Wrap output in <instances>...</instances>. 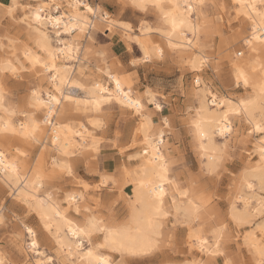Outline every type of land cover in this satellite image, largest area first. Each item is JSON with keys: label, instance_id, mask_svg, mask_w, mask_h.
I'll list each match as a JSON object with an SVG mask.
<instances>
[{"label": "snow or ice", "instance_id": "1", "mask_svg": "<svg viewBox=\"0 0 264 264\" xmlns=\"http://www.w3.org/2000/svg\"><path fill=\"white\" fill-rule=\"evenodd\" d=\"M53 8L62 9L67 18L60 12L54 15L46 12V9L51 11ZM229 8L235 12L247 49L238 51L235 56H226L222 50L219 59L206 57L196 50L199 33L208 27L206 23L201 25L199 17L209 9ZM21 10L27 15L18 19ZM4 16L21 25L27 23L29 36L33 32L39 35L35 44L27 41L24 59L34 67L40 65L44 70L41 75L56 86L55 91L49 88L47 98L42 89L37 90L33 86L30 106L43 115L33 113L28 122L21 125L25 139L43 143L41 135H47L54 124L59 125V130L51 138L55 158L50 168L37 173L32 197L36 204L29 201L30 207H35L40 214L41 238L32 239L31 247L26 249L34 256L26 261L21 258L14 264H138L127 257L151 253L154 237L163 235L161 230L169 223L173 228L183 229L178 242L187 231L189 247L208 257L189 259L186 264H221V260L216 259L218 257L222 258V264H248L246 260L239 259L235 247H228L233 238L230 225L207 213V207L217 198V181L224 178L231 180L230 196L242 200L247 209V219L233 214L231 221L249 223L257 215L260 217L259 226L253 224V230L245 235L244 244L258 257L256 264H264V0H214L213 3L209 0H70L67 7L62 0H39L35 5L31 0H11ZM48 26H51V35L45 31ZM0 36V55H18L14 49L19 47V41L2 33ZM81 39L91 43L87 47H77ZM61 41L63 48L56 46ZM114 44L126 47L128 53L120 58L122 63L119 67H116V58L112 55L111 46ZM73 52L82 54L85 61L90 56L102 59L101 67L107 69L104 75L109 79L115 69L127 73L124 79L131 81L134 76L131 68L127 67L129 62L135 66L168 57L196 74L193 82L196 96L189 101L193 107L188 108L187 115L181 108L180 118L186 122L201 157V171L189 172L178 158L169 161L157 150L147 161L151 168L144 166L149 178L140 182L139 195L140 202L146 204V211L138 220L140 226L136 231L139 235L132 239L126 236V226L115 227L112 223L115 204L112 196L105 194L109 188L120 185L129 168L117 167V171L110 174L107 170L110 165L104 161L115 153H102L101 148H119L121 156L127 155L129 160L133 157L119 141L110 139L102 144L98 138L100 133L85 129V135L63 123L76 118L71 115L73 111L99 113L102 94L107 92L92 78L75 83L73 86L83 88L90 93V98L76 100L73 107L71 94L62 87L72 77L67 72L61 74V65L74 58ZM206 66L212 71L213 80L219 75L227 85L228 91L223 95L200 88ZM5 70L16 71L11 64ZM257 79L260 81L259 102L254 101L249 92ZM89 83L94 87H86ZM115 83L119 90L121 80L117 78ZM241 85L242 93L239 92ZM233 90L239 93L235 97L229 94ZM190 94L186 89L184 95ZM98 95L101 99L95 98ZM157 95L156 91L147 89L132 99L129 91L122 100L141 118L137 133L143 136L146 145L150 143L153 125L151 114H145L144 101L149 106L155 104L159 109L161 104L156 99ZM89 123L93 129H103L105 121L101 117L93 118ZM163 124H169V120ZM17 148L19 150V145ZM25 154L20 153L22 156ZM4 155L5 152L0 150V157ZM147 156L145 151L140 158L146 159ZM252 162H255V167ZM8 167L16 170L15 166ZM232 203L237 207L235 200ZM26 231L30 236L37 235L33 227ZM235 238L238 245L239 236ZM168 239L171 241V237ZM41 247L50 251L41 252ZM115 252L121 255L119 261L111 255ZM0 264L13 262L0 256Z\"/></svg>", "mask_w": 264, "mask_h": 264}, {"label": "rangeland", "instance_id": "2", "mask_svg": "<svg viewBox=\"0 0 264 264\" xmlns=\"http://www.w3.org/2000/svg\"><path fill=\"white\" fill-rule=\"evenodd\" d=\"M10 2L11 0H0V33L15 38L17 41H19L18 49H15V51L19 53L15 56V60L17 59L15 64L20 70H18V73L16 74H11L10 70L0 69V86L3 90V103L6 105V107L12 109V115L14 112V118L12 117L11 113L10 115L13 122L16 123L17 120L25 118L31 109V106L28 103V94L33 86L39 87L40 90L42 89L44 92L45 89H49L50 84L46 82V78L41 81V73H35V70L30 66L29 62L24 59V56L21 52L22 46L26 47L28 44L27 41L31 40H29V32L27 31L25 23L21 25L17 23V21L4 16V11L7 9V6L10 5ZM31 2L33 5H35L39 2V0H31ZM213 2L214 0H209V3ZM64 3L65 2H63V4ZM25 14L27 13L21 10L18 19H22ZM201 16L199 17L200 21L203 24H208L205 32H203V34L200 32L198 37V42L200 41L198 45L201 47L203 54H206V56L209 58L216 57L219 59L222 50L226 56H235L238 51H246L241 38L243 34L240 33V25L235 19L234 10L231 8L228 10L209 9L206 11V14ZM230 16L232 17L231 20L229 19ZM217 17H221V19L217 20ZM205 18L207 21H205ZM236 23L238 25H236ZM234 24L236 25L235 28L232 27ZM21 37L24 39H21ZM0 39H2V36H0ZM79 42L80 46L82 45L84 47H87L91 43V41L84 39H81ZM97 46L99 47V44ZM111 49L113 57L116 58V67H119L122 63L120 58L128 55L126 47H122L119 44H114L111 46ZM137 50L139 51V49ZM80 55L82 57L80 64L86 76L89 75L99 78L103 82L104 80H107V76H105L103 72L105 68L101 67L103 63L101 62L103 61L102 59H98L95 56H90L87 62L85 61L84 56L82 54ZM18 61H20V63ZM109 63H112V61H109ZM20 66L21 68L23 67L22 69L25 68V70L22 71V69L19 68ZM127 67L131 68L134 79L131 81L125 80V82L128 85L131 84L135 92L142 95L144 90L152 89L158 93L156 99L162 106L161 110L157 111L154 108V105L149 106L145 100V113L151 114L153 126L155 125L154 127H164V130L166 131V148L168 152V160L173 161L174 159L178 158L179 163L184 165L189 172L194 171L199 173L202 167L201 157L197 154L196 146L193 143V137L188 131L186 122L180 118L181 108L183 109L184 114L187 115L188 108L193 107V104L189 101L196 96L195 91H193V82L195 81L194 79H196V74H194L190 68L182 67L178 62L173 61L171 57L156 61H148L135 66H132L129 62ZM112 73L120 78H124L127 75V73L122 71L117 72L115 69L112 71ZM85 75H83V77H86ZM212 75V71L206 66L204 69V74L201 76L202 82L207 84L209 89L214 93H220L223 95L224 92L228 91L227 85L223 83L219 75L216 76L215 80L212 79ZM186 89L191 93L190 96L184 95ZM243 91L244 89L241 85L239 92L242 93ZM77 93L81 94V91H78ZM229 94L235 97L239 93L233 90ZM197 105L198 103H196V106ZM102 108L99 113H85L84 111H80L75 112L76 114L73 116V112L71 115L76 118L70 121L65 120V122L71 123L73 126L84 124L90 130V132L93 130L97 133H100L99 137L101 138L99 139L102 141V144L108 143L110 139L123 143L124 150L129 153V155L134 156L132 160H129L127 155L121 156V150L119 148L111 149L102 147L101 152L115 153L114 155L106 157L104 161L105 164L110 165V168L107 169L110 174L112 172H116L117 167L120 169L128 167L130 173L131 170L136 168V162L138 161L137 151H139V143L141 141L140 137L135 135L134 130H136L140 117L131 110H128L127 113H122L119 108L115 106L111 107L109 105L106 107L104 105ZM1 113L2 112L0 111V115H2ZM96 113L98 115H96ZM101 117L105 121L104 128L93 129L89 121L93 118ZM164 118L169 120L168 126L163 124L162 121H164ZM109 132L111 133L110 136L108 135ZM12 141L13 140L9 141L10 146L17 147L16 145H19V148H23L22 150L26 152L25 155H20V157H25L23 159L34 160V162H36L37 158H41L45 163V167H51L55 153L52 151V148L48 143V139H45L43 143L39 144H34L32 142V146H30V148L28 145V147L24 146L26 144L22 145L23 143L19 141H15L16 143H13ZM25 147L27 149H24ZM32 147H34V149ZM129 173L124 174L123 180L119 186H116L114 189L109 188L105 193L106 195L112 196V202L115 204V208L112 211V216L114 217L113 220L118 222H124L126 220L127 201L129 199L128 193H130L129 191L131 188V183H128L130 178L128 175ZM0 181V184L2 183V186L0 185V221H2L0 222V253L2 251L0 256L6 257L14 264L15 261L21 258L26 261L32 257L31 252H27L26 249L21 251L19 248V244L23 245L24 238H26L23 226H34L33 228L37 232L36 236L38 240L41 238L40 233H42L43 228L33 208L30 207L29 204L25 202L23 203V201L20 199L18 200L14 192L8 186H6V184H3V181L1 180V172ZM230 184L231 180L227 178L217 181V198L213 199L211 204L207 207V213L208 215L216 216L225 220V222L230 225V229L233 232V238L228 244L229 249L235 247L236 253L239 254V259L241 261L246 260L248 264H254V254L245 246L244 237L245 231H251L253 229V224L256 225L260 217H256L254 221L251 222V224L249 223L250 226L249 224H243V226L237 225L231 221L229 213L232 201L235 200L237 207L240 208L242 207V200L236 199L234 195L230 196V193H232ZM161 231L163 232V235H159L157 238V248L150 256L151 260H147V256L145 261L138 262V264H165L166 262L182 264L187 262L189 259H192L190 255L191 253L187 248V231H184L183 239L179 242L178 235L181 231H183L181 227L173 228V224L169 223ZM237 235L239 236L238 245L235 238ZM168 237H171V241H169ZM42 248L44 249L45 253L50 251L44 247ZM183 249H186L187 251ZM196 254L200 255V257L203 259L208 258L206 254H201L198 251H196ZM115 255V259L119 261L121 259L120 256L118 254ZM216 259H220L222 264V258L218 257Z\"/></svg>", "mask_w": 264, "mask_h": 264}, {"label": "bare ground", "instance_id": "3", "mask_svg": "<svg viewBox=\"0 0 264 264\" xmlns=\"http://www.w3.org/2000/svg\"><path fill=\"white\" fill-rule=\"evenodd\" d=\"M49 2H51V0H49ZM62 2H65L64 5H65V7H67V5L70 2V0H62ZM46 12H48L49 15H54L55 13L60 12L61 15H63L65 17V19L67 18V13H65L62 9L53 8V9H51V11H48L46 9ZM25 15H27V14H25ZM192 19H193V21H195L196 20V17L193 16ZM201 19H202V16H201ZM205 21H207L206 18H205ZM29 22H31V21H29ZM202 24L203 23L201 22V25ZM236 25H238V24L236 23ZM25 26L27 28V31L29 32L28 24L25 23ZM45 31L48 32L51 35V32H52L51 26H48L47 28H45ZM203 32H205V30L201 31L202 34H203ZM210 33H211V31H210ZM210 33H208V34H210ZM62 35H63V33H62ZM28 37H29V40H31L32 44H35V41L40 38L39 35L37 33H35V32H33L31 36L28 35ZM198 37H199V35H198ZM69 42L71 43V41H69ZM193 42L194 43H197V41H195V40ZM27 46H28V44H27ZM56 46H58L60 48H63L64 47V43L61 41ZM76 46L79 47L80 46V42ZM244 46H245V49H247V46L245 44H244ZM24 48H25V46H22V51L21 52H22L23 56H24ZM196 50L202 53L201 47L199 45H198V47H197ZM14 51H15V49H14ZM203 55L206 56V54H203ZM15 56L16 55H10V56H6L5 57V56L0 55V69L1 70L7 69L8 68V65L11 64V66L14 67L16 69V71H17V72L16 71L15 72H12L10 70L11 74L18 73V70H20V69H18L17 66H16V64H15V62L17 60V59L15 60V58H16ZM73 57L74 58L72 60L66 61V62H64L61 65V70H62L61 71V74H63L64 72H67L68 75L72 77L71 81L68 84L63 85L62 87L64 88V90H65L66 93L71 94V96L73 98V107H75V103L74 102L76 100L83 101L85 99H89L90 98V93L85 92L83 88H76L73 85L75 83H81L82 81H87L89 78H92V79H94V81H95L96 84H99L101 87L107 89V92L104 93V94H102V102H101V105H100L101 108L104 105L106 107L110 105L111 107L112 106H115V107L119 108V110L122 113H127L128 110H131L132 112H134L137 115V112H136V110L134 108H129V107L125 106L124 103H122V100L125 99L124 94L127 93V92H129V91L131 92L132 99H136L138 96H140V94H138L137 92L134 91V89H133L132 86H131V88H129V85L125 82V79L124 78L117 77L116 75H114L113 73H111L112 78L109 79V77L107 75H105V76H107V80L106 81L104 80V82H103L99 78L92 77V76H89V75L86 76L85 73H84V71H83V68H82V66L80 64V60L82 59L81 55L78 54V53H76V52H73ZM18 62L20 63V61H18ZM18 62H17V64H18ZM27 62H29V61H27ZM72 62H74V63H72ZM77 62H79V63H77ZM87 62H88V60H87ZM101 62H103V61H101ZM29 64L35 70V73H38V72L42 73L44 71L42 68H40V65H36L34 67L32 65V63L29 62ZM23 67H24V65H23ZM19 68H21V66ZM23 70H25V68L22 69V71ZM106 71H107V69L105 68L103 72H106ZM83 75H85L86 77H83ZM45 78H46V82L48 84H50L49 88H51L53 91H55V87L56 86L51 84L49 78H47L45 76H41L40 77V80L43 81ZM117 78H119L121 80V88L119 90H117L116 83H115V80ZM40 82H39V84H40ZM57 84L59 85V81H57ZM86 87L93 88L94 86H93V84L89 83V84H86ZM35 88L37 90H40L39 87H35ZM200 88L202 90L203 89H208L209 91H211L209 89V86H207V84H205L204 82L201 83ZM259 90H260V81L257 79V80H254L253 81V86L249 88V92H251L252 98L256 102H259ZM0 91H3L2 88H1V86H0ZM32 91H33V88L30 90V92L28 94V103H29V105H31V102H32L31 101ZM48 91H49V89H45L44 90L45 98H47ZM78 91H81V94H78L77 93ZM212 93L213 94H217V93H214L213 91H212ZM195 95H196V93H195ZM200 95H203V92H201ZM95 98L96 99H101V97L99 95L97 97H95ZM65 103H68V102L65 101ZM153 105H154V108L157 111H160L161 110V107L162 106L159 109H157L155 107V104H153ZM198 106H199V104L196 107H198ZM81 107H83V106H81ZM144 110H145V101H144ZM0 111L2 112L1 113L2 115H0V129H4V128H8L9 129L8 131L0 130V150H2V151L5 152V155L2 156V157H0L1 180L3 181V184H6V186H8L14 192V194H15V196H16V198L18 200L20 199L21 201H23V203L25 202L27 204H29V201H31L32 205H35L36 204V201L32 199L33 195L35 194V188L33 186V180L36 178L38 172H40V171H42V170H44L46 168L45 167V163H44V161L41 158H37L36 159V162H34V160H30V159H23L25 157H20V153L21 152H24L22 150L23 148L22 149L19 148V150H18L17 147L10 146L9 145V141L10 140H13L12 141L13 143L15 141L16 142L19 141V142L23 143L22 145L26 144L24 146H27L28 145L29 148H30V146H32V142L30 140L25 139V137L23 135V129L21 128V125L22 124H26L28 122V118L31 117L33 115V113H36L37 115H41V116L43 114L42 113H38L36 109H34V108L31 107L30 111L28 112V115L25 118L19 119V120H17L16 123H14L13 120L11 119L12 109L9 108V107H6V105L3 103V99L0 100ZM73 112H74V114H73V116H74L76 113H75V111H73ZM10 113H11V115H10ZM13 115H14V112H13ZM13 115H12V117L14 118ZM96 115H98V114L96 113ZM146 115H148V114H146ZM58 119H60V118H58ZM163 120L165 121L167 119L164 118ZM141 122H142V120L140 118V120L138 122V125L136 127V130H134L135 135L140 137V141L141 142L139 143L140 144L139 151H137V157H138V161L136 162L137 163V166H136V168L134 170H131L130 173L128 172L129 173L128 175L130 176L128 183H131L130 184L131 185V188H130V191H129L130 193H128L129 194V199L127 201V209H126L127 210V215H126V220L124 222H122V221H119L118 222L116 220H113L112 221V223L114 224L115 227L126 226L128 228V232L126 234V236H127L128 239L135 238V237H137L139 235L137 233V231H136V229L140 226L139 223H138V220L142 219V214L146 211V204L140 202L141 196L139 195V192H140V182L142 180L146 181L149 178L148 175H146V173H145L144 166L147 165V167L149 169L151 168V165L150 164H147V161L153 158V154L155 152H157V150H158V154L160 156H162V157H164L165 159L168 160V152H167V148H166V146H167V139H166V131L164 130V127H154L155 126L154 125L153 128H152L151 135L149 136L150 143L146 145L145 142H144L143 136L141 134H138L137 133V129L140 127ZM63 123L65 125H67L68 127H70L73 131L84 132L85 135H87V132H90V130L84 124H79L78 126H73V125H71V123H68V122L66 123L65 121H63ZM151 124L153 125L152 119H151ZM82 125H83V127H81ZM167 126H168V124H167ZM85 129L87 130V132H85ZM56 130H59V125L58 124H54V126L52 128H49L47 135H43L42 134L41 137H40V139L43 142H44L45 139H48V143L50 144L51 148L53 147L51 145V138L54 135V132ZM161 133H163V135H161ZM98 138H101V137H98ZM61 139H63V133H61ZM76 139L78 140V138H76ZM42 147H44V146H42ZM32 148L34 149V147H32ZM24 149H27V148L25 147ZM145 151H147L148 156H147L146 159H141L140 157H142V154ZM35 156H37V155H35ZM135 156H136V154H135ZM132 157H134V156H132ZM169 157H170V155H169ZM27 158H29V157H27ZM252 163H253V167H255L256 166L255 162H252ZM9 165L15 166L16 170L13 171L12 170V167H8ZM126 183H127V181H126ZM32 208L36 212L37 218H38V220H39V222L41 224V218H40L39 212L35 209V207H32ZM246 212H247V209H246L243 201H242V207H240V208L233 207V203H231V205H230V213H229L230 216L229 217H232L233 214H235V215L241 217L242 219H247ZM256 217L258 218L259 216L257 215ZM252 221H254V220H252ZM252 221H250L249 223L251 224ZM259 221H260V219H259ZM249 223H240V224H237V225H242L243 226V224L245 225V224H249ZM250 224H249V226H250ZM41 226H42V224H41ZM258 226H259V224L256 223V227H258ZM23 227H24V233L26 235V238H24V241H23L24 244L23 245L19 244V248H20L21 251H24L23 249H29L31 247V241H32V239H38L37 236H30V235H28L26 229L28 227H30V226L24 225ZM247 231L251 232L250 230H247ZM247 231H245V235H247L249 233ZM159 235L160 234H157L154 237V240H153L154 248H153V251L151 253H149L148 255H139V256H134V257H127V259L128 260H132V261H136V262H143V261L146 260V258L148 256L147 260H151V257L150 256L155 252V249L157 248V240H158L157 238H158ZM187 248H188V250L191 253L190 255H191L192 259H197V260L202 259L200 257V255H197L198 253L196 254V251L199 252L198 249H196V251H195V249H191L189 247V245H188ZM183 250H186V249H183ZM40 251L45 253V251H44V249L42 247L40 248ZM1 253H2V251H1ZM1 253H0V255H1ZM194 253H195V255H193ZM115 254H118L120 256V258H121L120 253L119 252H115V253H111V255H112V257L114 259H115V256H116ZM31 255L34 256L33 253H31ZM253 259H254V264H256V262L258 260V257L255 254H254ZM249 261H250V259H249ZM165 264H174V263H167L166 262ZM182 264H186V262H184Z\"/></svg>", "mask_w": 264, "mask_h": 264}]
</instances>
